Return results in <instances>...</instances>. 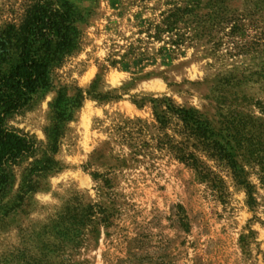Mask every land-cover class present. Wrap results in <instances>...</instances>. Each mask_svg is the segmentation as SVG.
<instances>
[{"label":"rangeland","instance_id":"rangeland-1","mask_svg":"<svg viewBox=\"0 0 264 264\" xmlns=\"http://www.w3.org/2000/svg\"><path fill=\"white\" fill-rule=\"evenodd\" d=\"M70 1L78 48L5 124L36 151L0 197V264H264V0ZM29 4L0 0V35Z\"/></svg>","mask_w":264,"mask_h":264},{"label":"trees","instance_id":"trees-1","mask_svg":"<svg viewBox=\"0 0 264 264\" xmlns=\"http://www.w3.org/2000/svg\"><path fill=\"white\" fill-rule=\"evenodd\" d=\"M184 14L182 9L170 12L156 26L157 34L175 32ZM80 22L81 14L70 0H30L22 22L7 26L0 35V197L10 186V168L36 151V143L8 130L6 121L27 107L38 93L52 86V70L62 65L80 44ZM152 103L161 127L175 117L189 137L193 135L231 163V154L195 112L177 108L170 101ZM190 157L193 156L183 155L180 159Z\"/></svg>","mask_w":264,"mask_h":264}]
</instances>
